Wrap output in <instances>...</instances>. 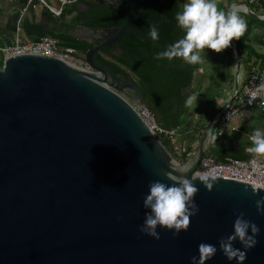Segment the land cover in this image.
Here are the masks:
<instances>
[{"label": "water", "instance_id": "95a60500", "mask_svg": "<svg viewBox=\"0 0 264 264\" xmlns=\"http://www.w3.org/2000/svg\"><path fill=\"white\" fill-rule=\"evenodd\" d=\"M245 14L264 20L249 9ZM150 26H144L146 35L130 22L83 27L89 39L74 38L91 45L80 57L90 70L33 54L3 58L0 264H191L201 242L218 246L233 231L234 210L262 229L245 264H264V215L256 207L264 189L235 179L215 178L211 190L196 182L200 211L179 236L164 230L156 240L139 231L150 181L172 184L199 172L212 143L209 130L238 92L242 62L233 39L234 93L201 131L193 155L181 163L129 104L142 101L138 85L93 61L100 48L119 43L127 30L150 39ZM205 264L230 262L218 251Z\"/></svg>", "mask_w": 264, "mask_h": 264}, {"label": "trees", "instance_id": "16d2710c", "mask_svg": "<svg viewBox=\"0 0 264 264\" xmlns=\"http://www.w3.org/2000/svg\"><path fill=\"white\" fill-rule=\"evenodd\" d=\"M79 1L92 9V6L88 5L87 1ZM227 1V6L222 4V0H217V3L221 8L228 10L229 5L232 4V0ZM252 7L253 6H250L251 10H253ZM181 10L182 7L178 0H144L140 2V4L128 5L125 9H109L97 6V10L93 12L92 19L76 14L70 23L72 25L79 24L88 28H113L120 27L125 22H131L137 27L140 33L144 35L147 33L144 24L149 23L158 27L160 33L159 40H154L152 37L150 39H141L136 37L130 30H127L120 43L117 45L118 53H115L108 63L114 67L127 71L131 75L134 83L137 84L141 90V103L154 115L156 122L160 126L166 129L178 128L179 131L182 126L189 124L185 119L189 111V107L186 106L185 101L193 85L195 72L200 68H203V71L204 69H208L207 66H203L204 63L188 64L185 63L182 58H175L171 61L167 58L161 60L155 59V53L184 35L183 30L178 26L175 19L176 13ZM74 11L73 9H69V14ZM136 12L137 16H135ZM240 15H243L248 24L244 36L237 40L242 64L243 66H246V64L250 62L255 64L257 62H252L251 60L252 58H256L261 61V66H264V54L256 52L251 44L248 43V41L252 39L253 28H263L264 23L246 14L240 13ZM62 16L63 12L59 18ZM69 28L72 27L69 26ZM44 35L58 39L63 47L72 49L79 56L90 48L89 44L77 41L65 30L49 31ZM259 38L260 45L264 46L263 37ZM221 53L228 59L226 64L228 73L225 74V77L229 79L232 84L234 79L230 72V67L233 63L232 47L230 46ZM212 59L213 55L210 56L208 61L212 62ZM2 61L3 59L0 55V69L2 67ZM216 80L217 79H212L210 77L209 85L205 89V92L209 93L207 96V103L210 104L214 102L221 93L218 89L219 87L215 84ZM219 108L220 107L212 110L208 114L202 126V130ZM212 134L215 135L214 129ZM211 141V147L215 146L216 142H219L218 138L216 140L211 139ZM160 142L175 160L181 163L187 160L189 154L188 150L182 153L179 158L174 155L172 146H167L166 140L160 139ZM224 150H226V148H224ZM217 151L218 149L213 148L211 150L209 148L206 156L214 157L218 162L225 161L227 158L237 159L235 155L228 157L227 153L220 155ZM248 158L250 157L248 156L244 158V160Z\"/></svg>", "mask_w": 264, "mask_h": 264}, {"label": "clouds", "instance_id": "9594fccd", "mask_svg": "<svg viewBox=\"0 0 264 264\" xmlns=\"http://www.w3.org/2000/svg\"><path fill=\"white\" fill-rule=\"evenodd\" d=\"M240 5L233 4L230 10L219 6L217 0H186L181 11L175 15L178 26L184 35L175 42L167 45L155 53V59L167 58L173 60L182 58L188 64H202L207 58L205 49L217 53L229 48L233 39L239 40L247 31L246 19L240 15ZM149 35L154 40H159V29L152 26ZM202 53H206L202 55ZM264 89V84L259 86ZM259 91V89H258ZM264 95V92H260ZM257 92L252 93L254 99ZM198 96L189 95L185 101L186 106L197 104ZM211 139L217 137L209 130ZM250 146L249 153L254 156H264V126H258L248 135ZM166 175V174H165ZM197 181L205 188H213L215 177L207 172H197L189 178L183 175L178 182L168 184L163 180L150 181L148 192L143 198L145 217L139 226V231L156 240L161 239V232L167 230L173 236H179L190 225V219L198 215L200 209L195 197L199 192ZM264 188V183L258 185ZM259 195V193H254ZM257 211L264 215V197L256 201ZM236 216L233 231L219 239L216 244L201 242L198 245V256L191 257V264H205L215 257L218 251L222 252L227 260L235 264H245L248 252L259 243L261 227L254 221L246 218L242 211L234 210ZM239 242L241 247L236 246Z\"/></svg>", "mask_w": 264, "mask_h": 264}, {"label": "built area", "instance_id": "2783aa9c", "mask_svg": "<svg viewBox=\"0 0 264 264\" xmlns=\"http://www.w3.org/2000/svg\"><path fill=\"white\" fill-rule=\"evenodd\" d=\"M37 1L44 4L47 10L54 17L59 18L64 7L66 5L70 6L77 0H61L59 8L51 7L44 3L43 0ZM244 1L245 2L238 3L241 6V14H245L247 9L251 11L250 6L264 4V0ZM18 22H20V19ZM19 31L20 28L18 27L17 37L13 43L0 48V55L2 56V59L33 54L59 59L73 67L90 70L87 64L80 60L81 56L77 55L72 49L63 47L58 39L44 35L39 38L23 42L18 38ZM246 69L247 78L245 80L238 78V92L235 95L233 102L219 114L217 122L213 128L219 143L223 142L224 135L230 128L233 117L253 108L264 112V95L260 94V92H264V89L259 88L261 84H264V67L258 63L253 64L250 62L246 64ZM253 92H257L254 99L252 98ZM128 102L147 126L149 131L159 141L160 139H164L169 142L173 148L174 155L180 158L186 149H182L175 144V138L178 136V128H163L156 122L154 115L141 102ZM193 153L188 155V157L193 155ZM199 172H207L211 177L215 178L235 179L240 182L247 183L251 185L254 190H257V188L261 189L258 185L264 183V159H261L259 156H252L246 160L227 158L225 161L218 162L214 157L205 156L201 163Z\"/></svg>", "mask_w": 264, "mask_h": 264}, {"label": "crops", "instance_id": "0c3cea01", "mask_svg": "<svg viewBox=\"0 0 264 264\" xmlns=\"http://www.w3.org/2000/svg\"><path fill=\"white\" fill-rule=\"evenodd\" d=\"M241 1L245 2L244 0ZM68 7L71 8L72 6ZM252 9L251 11L255 16L261 19L263 18L264 4L255 5ZM73 15L74 14L71 13V17ZM19 19L20 24H18ZM259 21L264 23V20ZM68 24V22L54 17L44 4L39 3L37 0H0V48L14 42L17 37L18 27L20 28L19 40L26 42L39 38L47 34L50 30L63 31L64 25ZM251 37L252 39H250L248 43L251 44L256 52L264 54V46L259 43V37H263L264 39V27H254ZM251 61L261 65V61L256 58H252ZM232 67L234 68V66ZM246 78L247 69L242 67L241 62L239 79L245 80ZM233 93L234 79L233 83L231 84L229 82V85L224 89L221 97L222 103L219 107H222ZM258 126H264V112L255 108L248 109L232 118L230 128L225 133L223 142H216L215 146L210 147V149H218V154L227 153L228 157L235 155L237 159L240 160H244V158L248 156L252 157L254 154L247 151V148L250 146L248 135ZM196 148L197 147L192 145V147L186 149L189 151L188 155L195 152ZM224 148H226L227 151L224 150ZM259 157L264 159V156Z\"/></svg>", "mask_w": 264, "mask_h": 264}, {"label": "rangeland", "instance_id": "374dc122", "mask_svg": "<svg viewBox=\"0 0 264 264\" xmlns=\"http://www.w3.org/2000/svg\"><path fill=\"white\" fill-rule=\"evenodd\" d=\"M45 3H47L49 6L54 8H59L61 0H43ZM181 7L183 8V4L186 2V0H178ZM222 4L224 6H227L228 1L222 0ZM241 0H232V4L234 3H240ZM231 5V4H230ZM229 5V7H230ZM69 9H73V7L69 8L68 5H66L63 9V16L59 18L60 20H63L64 22H68L69 24L72 22L71 14H69ZM229 10V8H228ZM75 11L72 13L74 14ZM243 16V15H241ZM20 24V22H19ZM205 52L207 53V58L205 59L204 65L207 66L208 69L200 68L198 71L195 72V77L193 81V85L191 86L189 90V95L196 94L198 96L197 104L194 103L192 106L189 107V111L186 114L185 119L189 122L188 125H184L180 128V131L178 130V136L175 138V144L178 145L182 149H189L194 145L197 147L199 137L202 131V126L204 122L206 121V118L208 114L214 110L217 109L221 103H222V95L224 89L229 85V79L225 77V74L228 73L226 70V64H227V58L224 54L217 53L214 50L211 49H205ZM206 53H202V55L206 56ZM210 54V55H209ZM209 55V56H208ZM213 55L212 62L208 61L210 56ZM233 58V56H232ZM234 66V60L231 64V67ZM230 67V72L232 76H235V69ZM243 68H246V66L242 64ZM210 77L212 79L216 80V86L219 87L220 95L218 98L214 100V102L207 103V96L208 92H205V89L209 85ZM200 87V88H199ZM170 145L167 142V146ZM177 161V160H176Z\"/></svg>", "mask_w": 264, "mask_h": 264}, {"label": "flooded vegetation", "instance_id": "af4514ba", "mask_svg": "<svg viewBox=\"0 0 264 264\" xmlns=\"http://www.w3.org/2000/svg\"><path fill=\"white\" fill-rule=\"evenodd\" d=\"M85 1L88 2V5L92 6V9L90 7H88L87 5L83 4L82 2H80L79 0H77L75 3L70 5V6L74 7V10H75L74 15L72 16L73 19H74L76 14H79V15H82L83 17L92 19L93 12H95L97 10V6L106 7L109 9H125L126 6H128V5L131 6V5H134L136 3L140 4V2H142L144 0H111V1H107V0H85ZM135 16H137V12L135 13ZM148 24H144V26L148 25ZM69 26L72 28H69ZM83 27L84 26L79 25V24H75V25L68 24L65 27H63V30L68 31V34H70L73 37L75 36L77 38H84V36H85L89 39V36L85 35ZM113 28H115V27H113ZM83 33H84V35H83ZM99 39H100V37H96L95 39H93L94 40L93 43L94 44L98 43ZM76 40L79 42H84V41H80L78 39H76ZM119 43L111 45V46H105V47L100 48L95 53V55L93 56V61L95 64L100 65L102 68L108 70L111 73H115L117 76H119L120 78H122L124 80H128V79L133 80L131 78V75L127 71L122 70L121 68L114 67L113 65L108 63L110 61L111 57L115 53H118V51L116 49H118L117 45ZM90 47H91V45H90Z\"/></svg>", "mask_w": 264, "mask_h": 264}]
</instances>
